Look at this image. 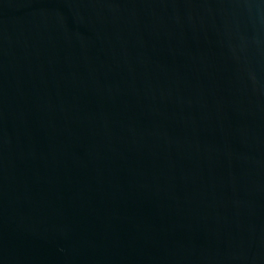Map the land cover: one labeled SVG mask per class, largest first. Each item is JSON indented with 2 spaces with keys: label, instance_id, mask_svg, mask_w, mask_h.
Wrapping results in <instances>:
<instances>
[{
  "label": "water",
  "instance_id": "water-1",
  "mask_svg": "<svg viewBox=\"0 0 264 264\" xmlns=\"http://www.w3.org/2000/svg\"><path fill=\"white\" fill-rule=\"evenodd\" d=\"M0 264H264V0H0Z\"/></svg>",
  "mask_w": 264,
  "mask_h": 264
}]
</instances>
